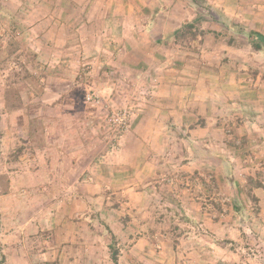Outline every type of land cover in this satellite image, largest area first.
<instances>
[{
    "label": "rangeland",
    "instance_id": "1",
    "mask_svg": "<svg viewBox=\"0 0 264 264\" xmlns=\"http://www.w3.org/2000/svg\"><path fill=\"white\" fill-rule=\"evenodd\" d=\"M24 4L26 0H0V264L12 263L15 257L22 264H113L112 240L119 264H264V52H254L238 39L234 27L232 37L233 31L223 27L224 19L220 21V14L212 10L213 20L203 25L204 40L210 39L207 58L202 57V45L187 51L171 31L163 38L165 45L193 55L186 56V69L174 64L172 81L166 85L175 86L179 93L175 98L188 112L196 110L190 103L193 97L210 101L205 118L194 119L203 118L207 127L188 133L195 128L188 123L189 128L176 131L170 147L160 140L163 151L152 175H128L135 181L123 188H101L95 172L87 173L86 168L106 166L108 155L110 159L122 151L138 116L144 111L151 114L159 78L147 70L139 80L129 81L126 74L113 80L114 73L85 58L63 65L44 63L28 44ZM158 4H152L154 10L167 9L164 17L174 20L177 28L192 22L202 11L199 7H212L204 0ZM60 71L65 77L58 80L55 75ZM219 73L224 80H218ZM104 86H113L119 100L111 98L114 91L105 96ZM57 88L58 95L51 94ZM92 92L99 97L98 104L86 102ZM67 93L78 101V113L60 108L54 119L52 110L66 102ZM124 109L131 118L118 139L109 120ZM7 110L17 113V121L3 117ZM63 117L73 128L63 123ZM49 119L56 124L44 125ZM178 133H186L187 141L179 140ZM75 164L80 168L74 176L64 179L54 172ZM249 178L263 188H254ZM69 182L87 185L89 198L77 186L67 189ZM77 193L80 205L73 203ZM12 215L22 222L11 223ZM25 218L31 220L30 226ZM4 235L15 236L11 240L20 250L8 258L1 253Z\"/></svg>",
    "mask_w": 264,
    "mask_h": 264
},
{
    "label": "crops",
    "instance_id": "2",
    "mask_svg": "<svg viewBox=\"0 0 264 264\" xmlns=\"http://www.w3.org/2000/svg\"><path fill=\"white\" fill-rule=\"evenodd\" d=\"M37 1L26 0L24 7L27 6V17L24 15L26 19L22 23L27 35L31 36L28 38L29 46L35 49V52L38 53L37 56L41 57L44 63L63 65L65 63L68 64L69 61L76 63L85 58L91 60L92 64L99 63L103 65L108 74L114 73L113 80H118L124 74L127 75L129 81L139 80L147 70L151 73V76L154 75L155 77L156 75L159 78L160 86L153 94L155 96L153 104L150 103L153 105L149 109L151 114L144 111L143 114L138 116L132 129L124 138L122 151L119 153L111 151L112 154L117 153V155L115 157L110 156V159H108V155L106 157L108 161L104 162L106 166L99 165L95 168H86L85 172L89 171L87 173L93 174L95 172L94 175L100 180L99 187L104 188L109 185L117 188L115 186L118 185L120 186L119 188H123L127 186L126 184H131L130 180L135 181L128 175L140 177L148 174L152 175L154 169L157 171L159 153L163 151L159 146L160 140L161 143H165V147H170L175 144H173V140L176 131H184V128L188 127V123L194 124L195 127L193 130H189L188 133L207 127L206 120L203 118H199L201 120L200 125L196 123L199 119L197 121L194 119L196 115H203L205 118L207 110L204 108L210 107V101L206 97L201 98V101H195L196 97H193V102L190 103L196 107L194 108L196 110L188 112L185 109L184 102L181 104L178 98H175V95L179 94L175 86L166 85L172 81L169 78L172 76L171 69L174 64L186 69V56L193 54H183V52L173 46H169L171 44H159V42L163 41V38H166L171 31L177 28V26L174 27L172 24L174 20L170 19L167 21L164 17L167 14V9L162 11L155 8L154 10L152 4L158 7V3L163 0H40L42 1L41 6H37ZM204 1L212 6L210 10L216 12L215 14H220L219 20L222 21L224 19L223 27H227L231 32L234 27L235 30L240 29L244 34L249 31H255L264 36V0ZM216 19L218 18L216 17ZM171 24L174 28H172ZM140 31L141 33L139 34L138 32ZM231 34H234L232 37L236 35L234 31ZM236 36L244 42L243 40L245 39L242 35L237 34ZM209 40L206 38L201 47L203 58L209 56L210 52L208 49L206 51V47L209 48L210 46ZM229 42H233L232 39H229ZM244 44L246 45V43ZM197 56L199 55L197 54ZM163 64H170V66H164ZM55 76L58 80L65 77L62 71L57 72ZM217 76L218 80H224L222 74L219 73ZM113 86H111L112 91L109 86L102 87L104 88L102 92L105 96H109L114 91L111 98L118 99L120 95H118V91ZM57 91L51 94L58 95L61 89L57 88ZM180 94L185 96L187 92H181ZM49 95L50 92L47 93V96ZM116 95H118L117 98ZM64 96H66L64 98L66 102L64 104L61 102L57 105L52 110L51 117L54 118L53 113L58 117L57 113H60L64 108L72 110V115L73 112L78 113L77 108L79 107L76 104L78 101L69 99L67 97L69 93ZM20 99L23 101L22 97ZM4 104L6 105V102ZM56 108H59L60 111L56 110ZM201 109H203V113H200ZM46 113L50 115L49 111H46ZM16 116L17 113L15 111L7 110L3 117H7L10 122L17 121L15 119ZM54 119L47 120L44 125L50 127V122L56 124L57 120ZM69 120V118L63 117L62 121L68 128H73V124L69 123ZM18 123L12 122L13 125ZM20 123L23 124L24 119H21ZM178 137L181 141H184V139L187 141L186 138L188 136L186 133H178ZM61 138L64 139L67 136H62ZM72 138L74 136L70 135V141ZM75 157L77 156L75 155ZM80 158L87 159L88 157L81 154ZM64 166L66 168L55 170V174H62L61 177L66 179L68 176L76 175L77 171L79 173L78 169L80 167H77L76 164L70 167L69 165ZM40 171L42 169L39 170V173ZM24 173H27V171ZM85 175L88 174L85 173ZM69 181L71 180L69 179ZM77 183L69 182L65 186L69 190H77L76 186L79 187L81 195L87 200L90 189L83 183ZM55 185L53 184L52 187L56 188ZM139 185H142V183ZM134 186L137 187L138 184L135 183ZM78 195L77 193V196L74 197L75 201L73 203L80 205L79 200L82 198L81 196L78 197ZM8 199L10 200L11 197ZM12 219L10 218L9 221L13 224L22 222V219L17 215H12ZM25 220L28 222L27 225L30 226L31 220L29 218H25ZM34 223L36 224L37 222ZM20 228L23 231L27 230L25 225L23 227L20 226ZM16 230L18 231L15 228L14 231ZM13 237L15 236L4 235V240L2 241L3 251L1 250V253L7 255V258L8 255H15L20 251L16 250V242L14 244L13 240H11ZM29 240L31 239L29 238ZM17 242L19 243L18 246L21 245L19 239ZM20 263L22 264L20 258L15 257L12 259V263L8 264Z\"/></svg>",
    "mask_w": 264,
    "mask_h": 264
},
{
    "label": "trees",
    "instance_id": "3",
    "mask_svg": "<svg viewBox=\"0 0 264 264\" xmlns=\"http://www.w3.org/2000/svg\"><path fill=\"white\" fill-rule=\"evenodd\" d=\"M195 0H192L194 2ZM202 11H198L196 14V18L190 22L187 21L180 25L178 28L174 29L172 34L173 39L179 40L181 39L184 42V47H186L187 51H197L198 48L203 45L204 37L207 34V28H203L204 23H207V20H213L212 13L210 9H203L199 7ZM204 13V14H203ZM209 31V30H208ZM236 33L242 35L246 41V43L250 46V48L254 52H264V36L255 31H249L244 34L240 29L235 30ZM165 45L166 41H161L159 44ZM232 44V42H231ZM250 184H254V188H263L261 183H255V181L251 178L248 179ZM253 200L256 202L254 196L251 195ZM111 235V232H110ZM112 240V239H111ZM115 243L113 240L109 244V249L111 250V261L113 264H118V252L115 249ZM2 259V257H1Z\"/></svg>",
    "mask_w": 264,
    "mask_h": 264
},
{
    "label": "built area",
    "instance_id": "4",
    "mask_svg": "<svg viewBox=\"0 0 264 264\" xmlns=\"http://www.w3.org/2000/svg\"><path fill=\"white\" fill-rule=\"evenodd\" d=\"M85 99H86V102L90 104H98L100 101L99 97L93 92L88 93ZM130 118H131V112L125 109L111 116L109 121H110L112 129L115 132L116 138L118 139L121 138V136L127 131L128 126H129L128 122ZM112 148L116 150V148L114 147Z\"/></svg>",
    "mask_w": 264,
    "mask_h": 264
}]
</instances>
